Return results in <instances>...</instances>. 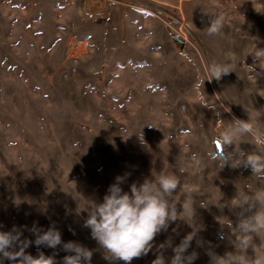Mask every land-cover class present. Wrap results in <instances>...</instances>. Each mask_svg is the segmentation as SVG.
I'll use <instances>...</instances> for the list:
<instances>
[{
	"label": "rangeland",
	"instance_id": "rangeland-1",
	"mask_svg": "<svg viewBox=\"0 0 264 264\" xmlns=\"http://www.w3.org/2000/svg\"><path fill=\"white\" fill-rule=\"evenodd\" d=\"M209 14L224 15L219 34L207 33ZM180 27L184 46L174 41ZM257 50L264 0H0V231L15 226L33 242L27 254L43 252L55 264L71 254L63 248L69 241L93 251L91 264H109L85 227L88 208L117 177L130 193L163 172L181 180L178 213L183 189L192 190L194 218L170 222L131 264L160 254L170 264L189 233L193 264L235 253L241 210L233 199L264 189V179L243 165L220 168L212 154L234 118L264 131ZM212 64L232 72L209 81ZM239 143L246 153L264 152L249 135ZM51 226L62 243L37 246L34 229ZM261 241L264 233L254 237Z\"/></svg>",
	"mask_w": 264,
	"mask_h": 264
},
{
	"label": "clouds",
	"instance_id": "clouds-1",
	"mask_svg": "<svg viewBox=\"0 0 264 264\" xmlns=\"http://www.w3.org/2000/svg\"><path fill=\"white\" fill-rule=\"evenodd\" d=\"M209 15L211 19L210 26L206 28L207 33L219 34L225 24L224 15ZM262 56L264 50H257L255 57L260 61ZM230 72L232 70L229 66L212 64L209 66V81L213 78L220 80ZM245 135L251 136L256 144H264V131L257 128L250 118L247 121L234 118L217 138L222 149L234 145V150L221 151L219 155L213 153L212 158L218 161L220 168H238L243 165L251 168L253 176L264 179V152L246 153L240 148V143L237 144L238 138ZM122 182L121 177L116 178V182L110 185L103 197V202L93 203L88 208L85 221V227L91 230L92 238L104 250V258L109 264L115 261L131 264L134 258L147 255L152 250L156 235L166 231L170 222L177 219L193 220L195 215L194 194L190 188L183 189V211L178 213L173 201L181 180L174 174L161 172L154 180H145L139 186L134 183L130 193L123 191L120 186ZM233 200V207L241 210L238 224L232 230L236 252L225 253L223 256L210 253V264H264V241L259 245L254 242V237L264 233V189L251 194L247 191L238 192ZM34 232V243L37 246L56 248L62 243L61 233L55 226L42 232L34 229ZM21 236L22 232L15 226L11 231H0V264H3L4 259L14 264H55L54 257L46 256L43 252L36 257L27 254L25 250L33 242L21 239ZM192 239L193 234L189 233L173 248L174 256L170 264H193L197 254L193 252L185 255ZM168 245L171 246L170 242ZM159 247L163 249L165 245ZM63 248L71 253L63 257V264H91L92 250L72 241L64 243ZM249 248L254 251L253 257L246 255ZM152 264H166L165 257L157 255Z\"/></svg>",
	"mask_w": 264,
	"mask_h": 264
},
{
	"label": "water",
	"instance_id": "water-1",
	"mask_svg": "<svg viewBox=\"0 0 264 264\" xmlns=\"http://www.w3.org/2000/svg\"><path fill=\"white\" fill-rule=\"evenodd\" d=\"M174 41H175L176 43H178V44H181V45H184V43H185L184 40H183L181 37H179V36H175V37H174ZM215 145H216V148H217V152H218V154H219L221 151H223L222 148L220 147L218 141L215 142Z\"/></svg>",
	"mask_w": 264,
	"mask_h": 264
},
{
	"label": "built area",
	"instance_id": "built-area-1",
	"mask_svg": "<svg viewBox=\"0 0 264 264\" xmlns=\"http://www.w3.org/2000/svg\"><path fill=\"white\" fill-rule=\"evenodd\" d=\"M89 16H90V17H93V16H94V13H89ZM179 32H180L179 37H181V38L184 40V42H185L184 45H185L186 42H187V40H188V39H187V38H188V37H187V34H186L185 30L183 29V27H180V28H179ZM184 45H183V46H184Z\"/></svg>",
	"mask_w": 264,
	"mask_h": 264
},
{
	"label": "bare ground",
	"instance_id": "bare-ground-1",
	"mask_svg": "<svg viewBox=\"0 0 264 264\" xmlns=\"http://www.w3.org/2000/svg\"><path fill=\"white\" fill-rule=\"evenodd\" d=\"M101 4V3H100Z\"/></svg>",
	"mask_w": 264,
	"mask_h": 264
}]
</instances>
